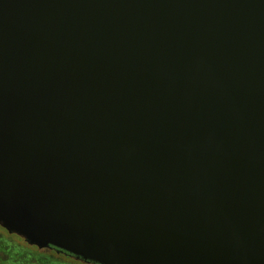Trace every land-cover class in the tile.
I'll list each match as a JSON object with an SVG mask.
<instances>
[{
	"label": "water",
	"instance_id": "obj_1",
	"mask_svg": "<svg viewBox=\"0 0 264 264\" xmlns=\"http://www.w3.org/2000/svg\"><path fill=\"white\" fill-rule=\"evenodd\" d=\"M0 228L264 264V0H0Z\"/></svg>",
	"mask_w": 264,
	"mask_h": 264
},
{
	"label": "rangeland",
	"instance_id": "obj_2",
	"mask_svg": "<svg viewBox=\"0 0 264 264\" xmlns=\"http://www.w3.org/2000/svg\"><path fill=\"white\" fill-rule=\"evenodd\" d=\"M20 245L23 250L18 249ZM23 247L24 245L18 239L0 228V264H34L36 262L39 264H77L62 258L41 257L32 251V253L27 252V248Z\"/></svg>",
	"mask_w": 264,
	"mask_h": 264
},
{
	"label": "trees",
	"instance_id": "obj_3",
	"mask_svg": "<svg viewBox=\"0 0 264 264\" xmlns=\"http://www.w3.org/2000/svg\"><path fill=\"white\" fill-rule=\"evenodd\" d=\"M16 239H18L19 241H20V243L21 244H23L24 245V249H26L27 250V252H29V253H35V254H37V255H39V256H45V257H51V258H62V259H64V260H66V261H70V262H74V263H77V264H86V263H83L82 261H79V260H76L75 258H73V257H68V255L67 256H64V255H62V254H55V253H53L51 250H55L54 248H50V249H44V250H38V249H36L35 247H30V246H28L27 244H25L24 243V241L21 239V238H19V237H16V236H14ZM22 246L20 245L19 246V248L18 249H20V250H23L22 248H21ZM29 250V251H28ZM2 251V250H1ZM32 251V252H31ZM31 264V263H30ZM34 264H39V263H34Z\"/></svg>",
	"mask_w": 264,
	"mask_h": 264
},
{
	"label": "flooded vegetation",
	"instance_id": "obj_4",
	"mask_svg": "<svg viewBox=\"0 0 264 264\" xmlns=\"http://www.w3.org/2000/svg\"><path fill=\"white\" fill-rule=\"evenodd\" d=\"M53 253H55V254H62V255H64V256H67V254H65V253H62V252H59V251H57V250H51ZM68 257H72V256H69L68 255ZM80 261V260H79ZM84 263V262H83ZM86 264H90V263H86Z\"/></svg>",
	"mask_w": 264,
	"mask_h": 264
}]
</instances>
